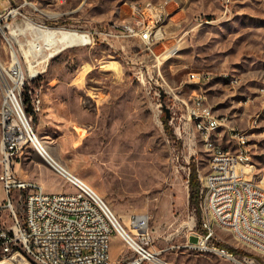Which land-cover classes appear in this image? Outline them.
Segmentation results:
<instances>
[{
    "label": "rangeland",
    "instance_id": "obj_1",
    "mask_svg": "<svg viewBox=\"0 0 264 264\" xmlns=\"http://www.w3.org/2000/svg\"><path fill=\"white\" fill-rule=\"evenodd\" d=\"M150 2L166 0L54 2L40 17H59L54 26L89 31L127 17L121 9L131 3ZM6 5L0 0V10ZM156 23L159 29L167 23L169 30L160 34L153 53L140 41L68 47L51 60L47 51L45 72L28 86V115L47 150L90 184L123 224L132 213L150 216L155 248L164 260L235 264L191 247L202 229L199 212L190 206L189 165L195 162L200 180L218 176L209 170L214 151L198 126L207 109L223 118L211 138L227 155L242 157L232 135H246V182L264 187V0H171ZM111 62L117 70L104 71ZM192 73H200L201 82L192 81ZM1 99L0 86V105ZM13 168L19 178L48 192L71 191L32 146L15 157ZM244 207H260V200L244 199ZM222 216L230 217V210L210 215L212 244L242 250L264 264L255 253L258 245L233 235ZM115 236L111 262L129 264L133 252ZM7 262L19 264L15 258Z\"/></svg>",
    "mask_w": 264,
    "mask_h": 264
},
{
    "label": "built area",
    "instance_id": "obj_2",
    "mask_svg": "<svg viewBox=\"0 0 264 264\" xmlns=\"http://www.w3.org/2000/svg\"><path fill=\"white\" fill-rule=\"evenodd\" d=\"M70 0H6L0 10V184L5 200L0 202V261L16 254L22 264H112L111 240L118 236L133 252L129 264H175L162 258L156 250L150 227L151 218L145 213H132L127 224L114 214L100 194L54 156L45 153V146L37 143V134L28 115V86L33 72L43 74L47 66V48L39 39L40 31L59 29L64 32L87 34L91 41L114 47L129 41H140L153 53V47L162 42L160 34L168 33L169 25L160 31H151V23L159 22L161 10H169L171 0L138 7L127 5L122 16L133 15L136 25L120 29L112 20L91 27L89 31L68 26H54V19H41L40 10L54 2ZM77 47V46H76ZM194 82H201L200 73L190 74ZM40 111L39 102H33ZM211 128L200 133L207 138L214 158H209V170L218 173V180L201 176L200 196L196 208L201 216L202 232L194 249L215 253L235 264H261L248 255L232 253L225 247L212 244L215 227L210 223L212 212L230 210V217H222L225 226L238 237L258 245L257 253L264 258V187L246 182L244 161L248 151L247 137L234 132L232 137L242 150V157L227 155V150L212 138L214 124H223V118L204 110ZM194 116H199L194 114ZM34 147L51 169L71 188V191L48 192L44 186L19 178L13 168L15 157L28 147ZM244 199L260 200V207H244ZM235 200H243V209H236ZM195 230V229H194Z\"/></svg>",
    "mask_w": 264,
    "mask_h": 264
},
{
    "label": "bare ground",
    "instance_id": "obj_3",
    "mask_svg": "<svg viewBox=\"0 0 264 264\" xmlns=\"http://www.w3.org/2000/svg\"><path fill=\"white\" fill-rule=\"evenodd\" d=\"M149 6H150V3L146 4L145 6H138V7H149ZM162 11L163 10H161V15H162ZM161 15H160V18H161ZM162 22H160V23H162ZM115 23L117 24V27L120 28V29H128L131 26H135L136 25V17L133 16V15H128L125 18L117 19L115 21ZM157 25H158V23L152 22L151 23V31H160V29L157 27ZM39 39L43 40V42H44V44L46 45L47 48L54 47L53 49H51V52L47 55V59L46 60H51L53 57H55L56 55H58L59 53H61L63 50H65L68 47H74V46H78V45H87L91 41V38L87 34H78V33H75V32L74 33L73 32H64V31H61L59 29H54L52 31H46V32L45 31H40L39 32ZM170 51L172 53H174V52L176 53L178 51V49H173V50H170ZM92 69L93 68H91V66H90L89 67V71H91ZM31 70L33 72V75L31 76V79H34V78L37 77V74L35 73L36 69H34L33 66H31ZM109 70H117L116 62H111V63H108L107 65L104 66V71H109ZM206 119H207V121H206ZM198 126H199V128L201 130H203V128H211V121L209 120V117L207 115H205L204 120L200 121L198 123ZM218 126H219V124H214L213 125V130L216 129ZM84 132H85V129H82L81 135H83ZM37 143H42L40 141V139L38 138V136H37ZM45 153H47L48 156H53L47 150L46 147H45ZM254 187H256V186H254ZM235 205H238V209H241L243 204H242L241 201L236 203V200H235ZM217 219H219V218H217ZM220 219L223 220V218H220ZM242 239L243 240H248L246 238H242ZM13 258L17 259L19 261L18 262L19 264L23 263L22 257L19 254H16L15 256L11 257L10 259H6V260H3V261H0V264H13L11 262H7V261H9V260H11Z\"/></svg>",
    "mask_w": 264,
    "mask_h": 264
},
{
    "label": "trees",
    "instance_id": "obj_4",
    "mask_svg": "<svg viewBox=\"0 0 264 264\" xmlns=\"http://www.w3.org/2000/svg\"><path fill=\"white\" fill-rule=\"evenodd\" d=\"M165 125L166 127H168L169 129V118L165 117L164 119ZM190 168V176H189V188H190V206L191 207H198V202H199V196H200V179H199V174H198V170H197V166L195 164V162H192L191 165H189ZM220 247H227L230 252L232 253H241L242 255H246V252L233 248V247H229L225 244H221L219 243Z\"/></svg>",
    "mask_w": 264,
    "mask_h": 264
},
{
    "label": "crops",
    "instance_id": "obj_5",
    "mask_svg": "<svg viewBox=\"0 0 264 264\" xmlns=\"http://www.w3.org/2000/svg\"><path fill=\"white\" fill-rule=\"evenodd\" d=\"M169 17H170V14H169ZM169 17H168V18H169ZM166 25H168V24L166 23ZM167 34H168V33H167ZM216 179L218 180V176L215 177V178H211V180H216ZM115 238H119V237H118V236H115Z\"/></svg>",
    "mask_w": 264,
    "mask_h": 264
}]
</instances>
